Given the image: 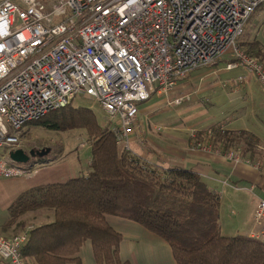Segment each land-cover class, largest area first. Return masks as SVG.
<instances>
[{"label":"built area","instance_id":"built-area-1","mask_svg":"<svg viewBox=\"0 0 264 264\" xmlns=\"http://www.w3.org/2000/svg\"><path fill=\"white\" fill-rule=\"evenodd\" d=\"M264 0H0V177L25 176L10 159L23 149L26 126L51 112L93 99L128 138L139 105L173 96L195 71L224 59L225 69H243L264 90V63L240 47L246 28ZM194 137L193 135H191ZM194 150L249 163L239 152ZM8 155L4 157L3 152ZM251 237L264 243V200L254 214ZM27 234L0 235V259L30 264L22 255Z\"/></svg>","mask_w":264,"mask_h":264},{"label":"trees","instance_id":"trees-1","mask_svg":"<svg viewBox=\"0 0 264 264\" xmlns=\"http://www.w3.org/2000/svg\"><path fill=\"white\" fill-rule=\"evenodd\" d=\"M240 47L264 63V46L250 33L245 31ZM229 61L234 60L222 63ZM31 125L49 131H85L91 161L87 176L34 186L8 208L3 231L19 226L30 212L54 213L51 223L25 233L22 255L30 264H82L80 250L88 241L97 264H132L122 260L123 236L107 216L136 222L166 241L177 264H264L262 241L221 233V196L198 172L146 162L120 143L117 128L103 126L91 108L73 104ZM190 136L191 147L202 142L222 152L241 150L252 162L264 159L257 150L264 148L260 139L246 130H226L219 124Z\"/></svg>","mask_w":264,"mask_h":264},{"label":"rangeland","instance_id":"rangeland-1","mask_svg":"<svg viewBox=\"0 0 264 264\" xmlns=\"http://www.w3.org/2000/svg\"><path fill=\"white\" fill-rule=\"evenodd\" d=\"M246 33H250L252 39L259 40L264 46L263 8L252 17ZM223 61L195 71L179 84L172 97L190 94V101L176 106L169 105L164 97H152L140 104L139 114L131 126L129 136L121 143L130 151L140 147L151 155L154 147L155 153L156 149L163 148L168 134L180 136L189 142L192 132L219 124L225 129L226 124L233 130L247 129L264 143V90L255 78H244L245 81L240 82L238 78L245 77L246 72L243 69L227 71ZM75 105L91 108L103 126L115 129L120 127L117 120L108 118L102 108L89 97H78ZM22 141L23 150L27 153L45 149H49L50 153L45 157H31L28 163L19 164L26 173L19 183L0 177V224L10 217L7 205L29 188L89 174L91 142L85 131H49L28 125L23 130ZM156 143L162 146H155ZM232 150L243 156L241 150ZM257 150L264 158V148L257 147ZM3 155L6 157L8 152H3ZM148 155H144L147 159L143 160L150 163ZM245 159L252 162L248 157ZM258 163H264V159ZM220 228L224 236L249 234L251 226L248 207L233 212L231 202L224 199Z\"/></svg>","mask_w":264,"mask_h":264},{"label":"crops","instance_id":"crops-1","mask_svg":"<svg viewBox=\"0 0 264 264\" xmlns=\"http://www.w3.org/2000/svg\"><path fill=\"white\" fill-rule=\"evenodd\" d=\"M155 97L160 98L158 96ZM225 127L231 131L246 130L250 132L247 129H229L227 124ZM165 139V142L163 141L165 143L164 146L160 143L154 144L155 146L161 145L163 148L156 149L155 153L154 147L151 155L145 153L140 147L133 148L132 152L142 159L146 158L144 155H148L151 158L150 163L159 168L171 170L188 169L198 172L209 188L221 196V214L224 199L231 202L233 212L244 210L248 207L251 229L247 235L251 236L255 231L254 214L256 208L259 202L264 200V163L242 162L234 164L226 160L221 154L194 150L191 148L190 140L188 142V140H183L180 136L168 134ZM261 143L264 146L262 141ZM21 179L12 180L18 182ZM13 201L7 205L8 208ZM53 220V211L43 209L30 212L20 219L19 226L16 225L8 231L2 230V226L7 220L0 224V234L11 238L25 234L30 228L49 224ZM107 221L123 236V241L120 244L122 260L132 264H177L171 246L140 224L115 216H107ZM80 258L82 264H97L91 242L88 241L83 245L80 250ZM0 264L9 263L0 259Z\"/></svg>","mask_w":264,"mask_h":264},{"label":"water","instance_id":"water-1","mask_svg":"<svg viewBox=\"0 0 264 264\" xmlns=\"http://www.w3.org/2000/svg\"><path fill=\"white\" fill-rule=\"evenodd\" d=\"M49 153H50L49 149H45L40 152L31 151L30 153H27L25 150L20 149L11 152L10 159L17 164H25L30 161L31 157H36V156L45 157L49 155Z\"/></svg>","mask_w":264,"mask_h":264},{"label":"clouds","instance_id":"clouds-1","mask_svg":"<svg viewBox=\"0 0 264 264\" xmlns=\"http://www.w3.org/2000/svg\"><path fill=\"white\" fill-rule=\"evenodd\" d=\"M133 2H135V0H133Z\"/></svg>","mask_w":264,"mask_h":264}]
</instances>
